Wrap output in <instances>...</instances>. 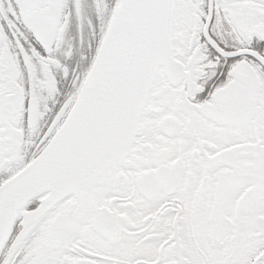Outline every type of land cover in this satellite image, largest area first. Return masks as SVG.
Instances as JSON below:
<instances>
[{
	"label": "snow or ice",
	"instance_id": "snow-or-ice-1",
	"mask_svg": "<svg viewBox=\"0 0 264 264\" xmlns=\"http://www.w3.org/2000/svg\"><path fill=\"white\" fill-rule=\"evenodd\" d=\"M0 264H264V0H0Z\"/></svg>",
	"mask_w": 264,
	"mask_h": 264
}]
</instances>
